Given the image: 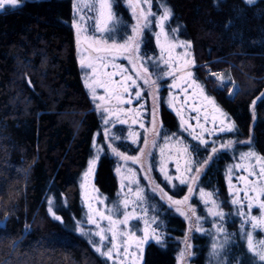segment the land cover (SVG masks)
<instances>
[{
    "label": "trees",
    "instance_id": "trees-1",
    "mask_svg": "<svg viewBox=\"0 0 264 264\" xmlns=\"http://www.w3.org/2000/svg\"><path fill=\"white\" fill-rule=\"evenodd\" d=\"M149 1L156 13L170 9L167 33L190 44L195 77L232 122L233 129L220 140L201 144L185 137L194 173L201 168L198 188L215 193L231 215L232 227L236 219L225 181L227 167L247 150L264 163V0ZM114 5L126 30L129 16L120 0ZM73 20V0H21L0 9V264H111L89 239L82 175L97 137L102 152L94 184L114 207L120 197L118 163L109 146L132 154L138 147L124 139L113 143L111 136L110 145L105 142V115L83 80ZM153 37L145 35L144 49L151 54L157 51ZM212 73H226L229 79ZM166 90L159 102L163 132L184 136L165 101ZM116 129L122 132L118 125ZM226 144L230 146L222 147ZM152 172L171 195L179 197L188 190L189 182L170 188L154 166ZM150 197L162 242L144 246L141 264H177L187 223L155 192ZM233 229L229 258L238 264H264ZM191 240L192 264H207V230L194 232Z\"/></svg>",
    "mask_w": 264,
    "mask_h": 264
},
{
    "label": "rangeland",
    "instance_id": "rangeland-1",
    "mask_svg": "<svg viewBox=\"0 0 264 264\" xmlns=\"http://www.w3.org/2000/svg\"><path fill=\"white\" fill-rule=\"evenodd\" d=\"M256 1L253 0V3ZM100 3L101 0H73V26L78 61L88 90L105 115L104 135L107 137L105 142L109 136L112 137L113 143L124 139L133 147H138V151L132 154L115 145L109 146L110 149L115 148L123 152L122 155H117L120 197L113 207L99 195L94 184L97 160L102 152L99 138H94L95 153L90 161L95 160V164L89 172L88 163L81 180V195L87 210L86 222L91 231L89 239L94 241L93 248L95 251L99 248L100 251H97L99 254L111 252V258L101 254L111 264H141L144 246L151 241L162 242L155 226L156 217L151 213L149 206L150 194L155 192L187 223L186 234L182 238V246L177 254V264H192L194 244L191 236L194 232L206 230L211 237L207 264H238L228 255L235 232L233 228L236 227L238 236L246 241V245L245 232H252L254 241L264 240V229H253L250 223H245L251 216L261 215L258 204L264 200V195L260 194V187L264 186V178L258 173L264 168V163L255 152L247 150L240 153L227 167L225 181L231 202L234 199L242 202L240 204L232 202L236 221L232 223V227L229 226L231 215L222 209L215 193L202 187L198 188L199 177L196 180L191 179L197 173L193 171L194 157L186 140L191 139L200 143L201 140L207 143L220 140L222 135L231 131H220V129H227L230 125L233 129V125L195 77L190 49L181 47V44L188 43L167 33L165 28L167 20L163 22V32H161L158 21L164 11L156 13L152 9L151 2L145 3L144 0H120L122 8L129 16L126 30L122 27L125 21L122 20L121 23L117 14L119 9L115 8V0H110L111 12L115 18L110 25L112 31L96 32L92 25L95 23L94 18L99 14ZM107 11L105 9V16ZM149 13L155 15H148ZM143 16H148V20L151 21L146 28L143 27L146 23ZM138 19L141 25L139 35L133 31ZM147 32L154 36L157 50L155 54L144 49ZM129 36L135 37V41L139 42L136 51L131 48L127 51L113 50L111 54L95 51L96 48H104L105 42L107 45L113 42L124 44L125 38ZM97 40L99 43H95ZM82 61L84 65L92 64V68L82 66ZM165 61L168 63L165 64ZM145 68L147 73L144 72ZM168 72H172L173 75H167ZM165 77L170 78L168 84L163 81ZM215 77L224 81L229 79L226 73H218ZM145 80L148 83H145ZM132 81L135 83L133 84ZM101 84L104 86L101 87ZM166 86L165 101L169 109L177 115L184 136L166 135L163 132L159 102L160 93L164 92ZM137 92H140L139 97L136 95ZM117 125L122 128V132L117 131L119 130L116 129ZM108 144L110 145L109 139ZM249 153L254 155H248ZM152 166L161 181L170 188L183 185L177 179L180 177L189 182L192 192H189V187L179 197L166 192L155 180ZM189 168L191 171L186 170ZM165 174L172 179H167ZM253 187L256 191L251 190ZM200 189L205 193H212V196H202ZM245 193L254 204L250 210ZM185 196L189 197L187 201L184 200ZM195 198L202 205L203 215L200 214ZM172 201H181V203L175 204ZM213 212L223 215H213ZM125 214L129 217L126 224L122 223Z\"/></svg>",
    "mask_w": 264,
    "mask_h": 264
},
{
    "label": "snow or ice",
    "instance_id": "snow-or-ice-1",
    "mask_svg": "<svg viewBox=\"0 0 264 264\" xmlns=\"http://www.w3.org/2000/svg\"><path fill=\"white\" fill-rule=\"evenodd\" d=\"M21 0H0V9H4L7 5L10 6H16L18 3H20ZM145 3H148L149 0H144ZM247 3L251 4L253 3V0H247ZM105 9H107V16H105ZM148 15H155L154 13H149ZM171 15V11L170 9L165 8L164 14L162 16L159 17V23H160V27H161V32H163V22L166 21L169 16ZM95 19V23L94 25H92L94 31L96 32H101V33H105V32H111L112 28L110 27L111 23L113 22V20L115 19L112 12H111V3L110 0H101L100 3V9H99V14ZM143 19L146 21V23L143 25L144 28L148 27V25L151 23V21L148 20V16H143ZM133 31L136 32L138 35L141 32V25L139 23V19L137 21V25L133 28ZM173 32L176 31V29L172 30ZM111 39V37H109ZM95 43H99V41H95ZM105 47L104 48H96L95 51L100 52L103 51L105 53L111 54V52L113 50H124L127 51L129 48H131L133 51H136L139 47V42L135 41V37L129 36L127 38H125V42L124 44H117L115 42H113L111 45H107V43L105 42ZM181 47H190V44H181ZM97 59H104V57H97ZM82 66H86L89 68H92V64H87L84 65L83 61L81 62ZM168 61H165V64H167ZM194 63V62H193ZM93 71H95V69L93 68ZM144 72L147 73V69H144ZM167 75H173L172 72H168ZM212 75H217L215 73H212ZM132 83L134 84L135 81H132ZM145 83H148L147 80H145ZM224 82L222 81V84ZM101 87H103L104 85L101 84ZM125 91H127V89H125ZM231 94V93H230ZM137 97L140 96V92L136 93ZM100 99H103V97H100ZM226 115V114H223ZM107 122V121H106ZM143 127V125H141ZM232 130V126L230 125L227 129L225 128H221L220 131H230ZM198 138V137H197ZM201 143H207L206 141L201 140ZM230 144H226V145H222V147H229ZM113 152H115L117 155H122L121 153L117 152V150L115 148L112 149ZM212 153H216L218 151L217 148L213 147L211 149ZM248 155H254V153H249ZM212 159L211 156L208 157L207 160H205L203 163L205 165L208 164V162ZM95 164V160H91L89 161V172H91L92 170V165ZM187 171H191V168L186 169ZM197 175L191 177L192 180H196L199 177V173L201 172V168H196L195 169ZM166 178L171 180V177H168L167 174ZM250 175H257V173H250ZM258 175L261 178H264V168L260 169V172L258 173ZM177 179L180 180L181 184H185L187 183L186 180L181 179L180 177H177ZM252 191H256L255 187H253L251 189ZM163 191V190H161ZM189 192H192V188L189 187ZM200 193L202 196L207 195L209 197L212 196V193H205L203 189H200ZM260 194L264 195V186L260 187ZM166 195V194H165ZM169 200H172L171 197H168ZM189 199L188 196L184 197V200L187 201ZM245 199H247L248 202V208L249 210L254 206L251 198H249L247 196V193H245ZM175 204H179L181 203V201H172ZM234 204H240L242 203L240 200H236L234 199L232 201ZM214 203V201H213ZM127 206V205H125ZM259 209L261 210V215L259 217L256 216H251L248 220L245 221V223H250L251 227L253 229H264V200L260 201L258 204ZM49 211H51V208L49 209ZM177 211H179V209H177ZM213 215H218V216H222V213H218V212H213ZM244 214V213H241ZM52 215L55 217V219L59 220L60 217L55 216V213H52ZM128 215L125 214V219L122 221V223H127L128 221ZM95 222V221H93ZM243 227V226H242ZM223 229H221L222 231ZM245 235L247 236V245H248V249L250 252H252L256 257H258L259 261L264 262V240H260V241H254L253 239V235L252 232H245ZM215 247V246H214ZM97 251H100V249L98 248ZM125 251L127 252V248H125ZM102 255H107L111 258V252H107V253H101Z\"/></svg>",
    "mask_w": 264,
    "mask_h": 264
}]
</instances>
